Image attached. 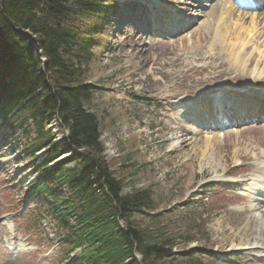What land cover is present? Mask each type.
I'll use <instances>...</instances> for the list:
<instances>
[{
	"label": "rangeland",
	"instance_id": "obj_1",
	"mask_svg": "<svg viewBox=\"0 0 264 264\" xmlns=\"http://www.w3.org/2000/svg\"><path fill=\"white\" fill-rule=\"evenodd\" d=\"M179 1L117 0V12L101 37L104 48H100L98 61L88 70L89 81L97 88L94 113L100 127L102 156L113 176L125 180L122 194L148 190L151 201L145 209L147 215L135 217V221L154 241L169 240L176 258L190 252L201 264H264V238H249V250L232 252L230 248L236 238L240 237L242 242L248 239L244 238V231L237 227L231 233L222 229L223 235L221 232L214 234V230L224 226L232 214L242 213L244 207L250 205L238 197V194L245 195L240 187L215 182H236L248 188L252 187L254 182L251 178L259 175L260 169L264 176V118L239 122L246 117L244 104H238L229 112L224 111L229 113L230 123L239 124L223 126L218 131L221 136L224 132L233 135L220 141V153L215 154L213 161L208 159L210 153L201 161V153L196 152L198 145L186 147L182 153L176 152L178 144L171 137V132L177 131L182 123L187 131H210L201 129L204 126L198 119L212 114L210 108L203 104L205 98L210 101L220 95H228L232 99L240 96L248 100L264 97V83L252 82L248 76L234 72L227 60V52L233 44H238L234 41L236 32H227V40L208 49L214 43L215 29L220 22L219 17L207 19L211 13L209 3L229 2L227 11L232 15L234 11H242L248 16L260 14L264 6L255 12L252 10L256 9L241 2L236 4L235 0H211L208 3H203L204 0H182L191 5L186 9L178 4ZM197 1L202 7L199 11L195 5ZM200 11L204 13L203 18L196 16ZM246 21L249 22L248 19ZM204 30L209 31L205 34ZM178 32H182L180 36ZM199 33L205 37L200 43L204 47L201 56L206 53L213 55L211 60L203 63H195L191 57L197 58L200 55L198 51L193 50L194 55H191V51L184 50L189 44L190 34H194L196 40ZM136 36H141V41L137 42ZM180 39H185L182 46ZM250 39L242 36L243 42ZM172 42L177 43L176 50L161 59L173 58L172 73L179 79L164 83L161 94H181L182 102L167 99L164 103L166 108L161 109L151 101L161 95L146 89L149 80L145 81V78L154 68L153 64L164 62L158 61L155 55L152 58V55H158ZM256 47H260L259 43ZM181 55L186 58L183 64H180L184 60ZM239 55L242 58L243 54ZM256 60V69L263 67L255 55L250 68ZM135 62L136 65L132 66ZM209 63L212 66L225 64L227 76L213 83L215 89L203 87L204 90L196 92L197 88H194L195 84H205L206 79L217 76L211 71L194 76L193 81L179 77L189 66L201 68ZM160 78L164 79L158 76ZM187 111L195 112L181 114ZM247 127L259 129L241 131ZM52 129L58 131L56 125ZM236 132L238 134L234 135ZM204 136L206 134L196 138L198 143ZM25 144L19 130L12 131L0 121V264H80L79 250L65 254V246L60 245L62 229L47 216L42 199L34 194L41 183L40 173L34 168L38 162L26 156L22 148ZM241 155L246 158L240 159ZM191 158L193 161H189ZM72 167L68 165L65 169ZM219 174L231 178L225 177L227 180H224ZM246 179L250 182L246 183ZM68 193V189L63 187L61 195ZM259 198L257 200H261ZM250 215L243 214L242 218ZM252 226L255 231H264V220L253 222ZM185 238L191 240L184 244ZM136 258L140 260L137 254ZM173 264L182 263L176 260Z\"/></svg>",
	"mask_w": 264,
	"mask_h": 264
},
{
	"label": "trees",
	"instance_id": "obj_2",
	"mask_svg": "<svg viewBox=\"0 0 264 264\" xmlns=\"http://www.w3.org/2000/svg\"><path fill=\"white\" fill-rule=\"evenodd\" d=\"M117 9L116 0H0V120L20 131L29 159L46 150L34 166L41 173L35 192L62 229L65 254L79 250L80 264H201L190 252L176 258L169 240L154 241L139 227L148 190L122 194L125 180L102 156L88 70ZM53 119L58 133L67 132L58 142L47 128Z\"/></svg>",
	"mask_w": 264,
	"mask_h": 264
},
{
	"label": "bare ground",
	"instance_id": "obj_3",
	"mask_svg": "<svg viewBox=\"0 0 264 264\" xmlns=\"http://www.w3.org/2000/svg\"><path fill=\"white\" fill-rule=\"evenodd\" d=\"M186 1V0H185ZM185 1L180 0L178 2V4L182 7L185 6L186 9H188L187 7L191 6L190 3H185ZM213 1V0H212ZM155 2V1H153ZM211 2V0H204L203 3H208ZM236 4H238L239 2H242L243 4H245L247 7L249 8H254L256 10H252V11H257L258 9H260L262 6H264V1L262 0H235ZM228 4L229 2H225V1H218L216 2V4H212L209 3V7L211 8V13L207 16L211 18V19H216L219 17L218 22L219 25L216 27L215 29V36H214V43L212 42V44L210 46H208V49H212L213 47H215V44H222L225 40H227L228 37L227 36V32H236V35L234 36V41L238 42V44H233V46L230 48L229 52H227V60L228 62L231 63V68L234 69V72L238 71L240 74H244V76H248L250 78V80L252 82H260V83H264V10L263 12H261L260 14L254 16H248L246 13H243L242 11H240V13L235 12V14H231L232 12H229L227 10L228 9ZM235 4V6H236ZM194 5V4H193ZM197 7V10H201L202 7L200 5V1H197V3L195 4ZM147 7L149 8H153L150 5H147ZM194 8V7H193ZM185 9V10H186ZM184 11V8H183ZM182 11V12H183ZM188 11V10H187ZM196 16L200 17L202 16V18L204 17V13L203 12H199V14H197ZM248 19L249 22H247L246 20ZM230 21V23L228 22ZM227 22L229 23L230 27L228 26ZM209 31V30H207ZM206 30H204L205 34H207ZM196 32V31H193ZM19 35H27L29 36L26 32H20L17 31L16 32ZM182 32H178V35L180 36ZM212 34V32H210ZM230 35V34H229ZM242 36L244 37H250L251 39L249 40V42H243L242 41ZM136 41H141V36L137 37L136 36ZM205 39L203 33H199L198 34V38L195 40V35L194 34H190L189 39H188V46L184 48V50H188L191 51L190 54L194 55V51H198L200 53V55H197V58H193L194 62H202L204 60H211L213 58L212 54L206 53L204 55L201 56L202 51H204V47L200 45V43ZM183 40L185 39H180L179 41L181 42V46L183 43ZM31 44L33 45V48L35 50L36 55L39 57L38 54V49L37 46L33 43L32 40H30ZM259 43L260 47L257 48L256 44ZM177 43L176 42H172L170 44H168V46L165 47V49L163 51H160L158 55L153 54L152 58L155 56L158 57V61H164V62H159L158 65H154V68L151 69L148 78H145V81L149 80V83L146 86V89H150V90H154L156 91V93H159V95H161V97L159 99H157V97H153V99H151V101L153 100L155 103H157L158 107L161 109H165V101L167 99L169 100H174V101H178V102H182V97L181 94H177V93H166V94H161L164 92V83L167 82H175L177 81L178 76H175V73H172V68L174 67V62L173 58H167L166 61L164 59H161V57L165 58V55L168 57L171 52H174L177 48ZM221 48V47H220ZM240 53L243 54L242 58L241 55H239ZM184 55V54H183ZM207 55V56H206ZM256 55V59H260L261 62V67L260 69H256V66L258 65V61L256 60L254 65L252 66V68H250V64L252 63V59L255 57ZM182 57L181 63L183 64L186 60V58H183V56L181 55L180 58ZM179 60H177L176 62H178ZM189 61L191 62V58H189ZM195 62V63H196ZM163 63V64H161ZM203 63V62H202ZM136 65V62L132 65L134 66ZM165 67L167 70H165ZM236 70V71H235ZM211 71L213 74H216L217 76L210 78V79H206L207 81H205V84H201V83H197L195 84L194 88L196 89V92H200L203 89V87H208V89H215L213 88V83L217 82L219 79H221V77L223 76H227L226 71H225V64H218L217 66H212L210 63L202 66L201 68H197L195 66H189L188 68H186L185 71H183L182 76L179 75V77L184 78V79H189L191 81H193L194 76L203 73V72H208ZM233 71V70H231ZM178 73V72H177ZM190 73H192L191 75H189ZM189 75V76H188ZM158 76L160 77H164V79L161 80L158 79ZM250 80L248 82H250ZM144 80H141V82ZM146 83V82H145ZM163 88V89H161ZM195 94V93H192ZM155 98V99H154ZM210 100V99H209ZM216 100H220L221 102H226V101H230V98L228 99V95L222 96L220 95L218 98H216ZM240 100V96H236L235 97V101L238 102ZM252 100L259 102V101H264V97L263 99L257 98V99H253ZM206 101H208L206 98L203 99V104H205L204 106H208V104H214V100H210L207 103H205ZM180 104V103H178ZM246 104V102L244 103ZM248 104V103H247ZM214 105H211V113L212 114H205V116H199V120L202 121L201 123L203 124L204 128L201 129H205L207 128L210 131L204 132L202 133V130H191L188 129V131L185 129L184 125L185 124H181L178 128L177 131L171 132V137L173 138L172 140L176 141L178 144V147L175 148V151L182 153L183 150H185L186 147H194L197 146L196 152H200L201 153V161H204L207 156L206 154H209L208 159L212 160L215 159V157L220 153V147H219V143L220 141H225V139L229 138L231 135H233V133L230 132H224L223 135L221 136L220 133L218 132L219 130H222L221 126H213L214 123H219L220 125H223L224 122H227L229 125L228 126H232L235 127L236 125H238V123L230 124V120H228V115L229 113L226 114V119H225V115L221 113V111H218L219 114V119H217L215 116L217 114L213 113V109L216 107ZM221 105L222 103H219V107L216 108V110L221 109ZM259 105L262 104H253L251 107L252 108H257ZM226 107H223V110L226 111ZM231 109V108H230ZM259 109V113L264 114V107H258ZM231 111V110H230ZM251 111V110H249ZM195 111H193L194 113ZM229 112V110H228ZM188 111L187 112H181V114H186L188 115ZM246 115L247 118L242 119V121H244V123L249 119V118H258V120H260V115L257 114H249L246 111ZM263 118V117H262ZM196 119V118H195ZM223 120V121H222ZM52 123L49 124V127H51V129L56 125L58 127V120L57 119H53L51 121ZM259 128H252V127H247L241 131L243 132H252L253 130H258ZM211 130H215V131H211ZM52 132L53 131L52 129ZM205 135L203 138L200 139V143H198L197 141V137L201 136V135ZM238 133L236 132L234 135H237ZM222 137V138H221ZM222 139V140H221ZM217 145V146H216ZM215 146L217 147L215 149ZM245 150V149H244ZM217 154V155H215ZM246 156H240V159H245ZM189 161H193V158H191ZM255 168V167H254ZM256 169V168H255ZM262 169H260L259 175H256L255 178H251V181L254 182L252 183V187H248V191H249V196H251L252 198H248L246 196H244V202H248L250 205L247 207H244L243 212L242 213H238L236 212V214H232L230 219H228L225 223L224 226H218L219 228H217L216 230H214V234H219V232L222 231V229H225L228 233H231L233 229L235 228H239L241 230L244 231V238H248L246 239L244 242L241 241V238L238 237L236 238V242L233 243L231 245L230 251L232 252H239V251H245V250H249L250 246L248 244L249 242V238H256V240H261L264 238V231L258 230L255 231V229L252 226L253 222L256 221H263L264 220V206H262V204H264V192H262L264 190V176L262 173ZM224 175H227L228 173L223 172ZM223 174H219L218 176H222L225 177ZM219 181V180H218ZM250 182V179H246V183ZM234 183H231L230 185H232ZM251 184V183H250ZM262 186V187H261ZM247 188V187H246ZM258 197H261L259 199L261 200H257ZM253 212H255L256 215H253ZM251 214L248 218H242L243 214ZM247 232H249L247 234ZM221 234L223 235V232H221ZM247 234V235H246ZM262 244V243H260ZM16 247H18L17 244H14ZM264 245V242H263ZM261 250H263V248H260ZM249 254V253H248Z\"/></svg>",
	"mask_w": 264,
	"mask_h": 264
},
{
	"label": "water",
	"instance_id": "obj_4",
	"mask_svg": "<svg viewBox=\"0 0 264 264\" xmlns=\"http://www.w3.org/2000/svg\"><path fill=\"white\" fill-rule=\"evenodd\" d=\"M43 63H44V61H43Z\"/></svg>",
	"mask_w": 264,
	"mask_h": 264
}]
</instances>
